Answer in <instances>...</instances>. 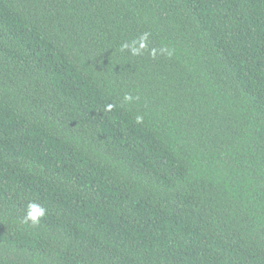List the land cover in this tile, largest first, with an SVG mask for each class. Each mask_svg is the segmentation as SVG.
<instances>
[{
	"label": "trees",
	"instance_id": "1",
	"mask_svg": "<svg viewBox=\"0 0 264 264\" xmlns=\"http://www.w3.org/2000/svg\"><path fill=\"white\" fill-rule=\"evenodd\" d=\"M0 264H264V0H0Z\"/></svg>",
	"mask_w": 264,
	"mask_h": 264
},
{
	"label": "clouds",
	"instance_id": "2",
	"mask_svg": "<svg viewBox=\"0 0 264 264\" xmlns=\"http://www.w3.org/2000/svg\"><path fill=\"white\" fill-rule=\"evenodd\" d=\"M147 39V34L141 36L139 41H133L131 44L125 43L122 45V49H129L134 55L139 54L141 49L146 47L145 40ZM138 44V47L136 46ZM155 50H153V55ZM133 97L130 95L124 96V101H130ZM113 105L109 104L107 108L111 110ZM141 117H137V120L140 121ZM46 208L40 206L36 203H29L25 209V215L23 217V223H31L32 225H37L41 222V219L46 215Z\"/></svg>",
	"mask_w": 264,
	"mask_h": 264
}]
</instances>
